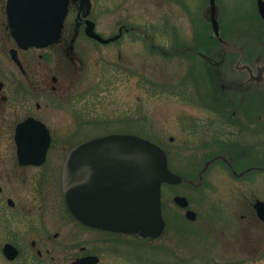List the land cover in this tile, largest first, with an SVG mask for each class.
I'll list each match as a JSON object with an SVG mask.
<instances>
[{"label":"rangeland","instance_id":"obj_1","mask_svg":"<svg viewBox=\"0 0 264 264\" xmlns=\"http://www.w3.org/2000/svg\"><path fill=\"white\" fill-rule=\"evenodd\" d=\"M6 1L0 0L1 43ZM90 3L86 17L95 33L120 37L98 43L83 24L75 33L77 8L68 5L63 39L77 34L71 54L37 51L49 76L63 83L59 92L32 89L0 47L7 96L0 101V264H74L86 255L97 256L96 264H264V223L252 208L264 202V72L256 81L247 71L256 76L264 66L256 0H216L225 44L211 31L208 0ZM27 116L51 131L41 168H21L14 159V126ZM112 134L156 144L170 171L188 182L162 185L159 238L91 229L66 212L60 183L66 154ZM174 196L188 207L174 204ZM187 210L198 214L196 222ZM5 243L18 249L12 261L2 254Z\"/></svg>","mask_w":264,"mask_h":264},{"label":"water","instance_id":"obj_2","mask_svg":"<svg viewBox=\"0 0 264 264\" xmlns=\"http://www.w3.org/2000/svg\"><path fill=\"white\" fill-rule=\"evenodd\" d=\"M69 0H7L6 16L10 36L21 49L44 48L59 39L68 12ZM79 8L89 14L90 0H80ZM264 20V0H256ZM207 19L213 36L220 42L216 0H208ZM85 33L101 44L120 37L104 39L94 32V24L86 21ZM251 71L249 70L248 73ZM264 66L250 78L260 81ZM15 143L21 165H40L50 145L44 124L27 118L16 127ZM202 177V176H201ZM200 177V179H201ZM185 180L172 173L167 157L159 146L134 135L113 134L94 138L71 149L62 167V197L67 212L86 227L142 238H159L164 229L162 216V184L180 185ZM174 203L186 208L188 201L176 196ZM12 205V201L8 200ZM257 216L264 222V202L254 204ZM186 217L194 219L188 210ZM2 254L14 260L18 250L4 244ZM96 256L77 259L74 264H96Z\"/></svg>","mask_w":264,"mask_h":264},{"label":"flooded vegetation","instance_id":"obj_3","mask_svg":"<svg viewBox=\"0 0 264 264\" xmlns=\"http://www.w3.org/2000/svg\"><path fill=\"white\" fill-rule=\"evenodd\" d=\"M80 0H70L69 1V6L71 4L76 5L77 8V14H76V18H78L77 20V24H76V28H75V33H78V29L80 28V24H83L84 26H86V21H87V15L85 14V11L83 8H79L80 5ZM80 16H84L85 19L81 20ZM5 27H6V39L4 38V43H1L0 41V47L3 48V52H6L9 58L10 63L14 66V69H16L22 77H24V79L26 80L27 84L34 89L36 92L39 93H44L48 90H50V92L52 93H56L57 91H61L62 90V86L63 83L59 82V78L55 75H51L49 76L48 71L49 68L47 65H44V56L40 53H37V51H44L47 49H54L55 47H57L58 52H64L66 55L71 54L72 51V46H73V42L75 41L76 35H74L71 39L69 40H64L63 39V32H64V26L63 29L61 30V34L60 37L58 39V41L56 43H53L51 45H48L47 47L44 48H35V47H31L28 49H21L19 48L15 41L13 40V38L10 36V31H9V27H8V21H7V16L5 13ZM9 44L7 47L6 44ZM43 60V61H42ZM48 79L51 80V82L53 83L52 85L49 84ZM3 83L0 82V101H3L5 103H7V96H5L4 94H1L3 92ZM262 96L264 95V91L259 92ZM36 108L39 110L40 109V104L36 103ZM31 117L35 120L40 121L41 123H43L47 129V131L49 132V136H50V146L47 150L46 156L44 161L38 165V166H33V165H21L19 163L18 157H17V147L15 144V140H14V136H15V129L17 127L18 124H20L21 122H23L26 118ZM25 119H23L20 122H17L14 126V136H13V140H14V148L15 150L13 151V154L15 155V162L16 164L21 167V168H41L43 166H46L48 164V152L49 149L51 148V144H52V137H51V131L49 129V127L47 126V124L40 119L34 118L32 116H27ZM12 143V145H13ZM66 158V156H65ZM64 158V161H65ZM64 163V162H63ZM63 163L61 165V173H62V166ZM61 173H60V180H61ZM2 191L1 187H0V192ZM253 208V205H252ZM256 214V213H255ZM257 217V215H256ZM198 219V214L195 213V218L193 222H196ZM32 246H35V243L32 242L31 244ZM38 256H41L42 253L40 251L37 252ZM87 256V255H86Z\"/></svg>","mask_w":264,"mask_h":264}]
</instances>
